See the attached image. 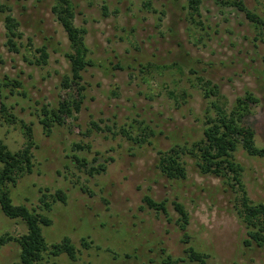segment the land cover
I'll return each instance as SVG.
<instances>
[{"label": "rangeland", "instance_id": "obj_1", "mask_svg": "<svg viewBox=\"0 0 264 264\" xmlns=\"http://www.w3.org/2000/svg\"><path fill=\"white\" fill-rule=\"evenodd\" d=\"M4 1L23 36L19 52L8 49L0 13V104L18 120L8 123L0 117V139L11 151L22 148L19 121H24L36 143L33 170L11 187V196L15 204L51 219L42 226L47 244L66 236L78 250L76 260L45 255L39 264H164L166 255L176 264H264V244H244L247 235L234 193L221 178L201 174L189 156L183 157V179H169L158 168L159 150L203 136L211 101L231 108L247 92L257 102L244 122L253 129L255 144L264 146V34L244 11L228 4L236 0H202L194 21L186 0H73L74 22L86 29L94 62L81 72L80 91L62 87L63 77L70 75L65 55L70 46L51 11L54 0ZM240 1L264 18V0ZM43 44L49 53L45 65L24 60ZM7 79L20 81L21 87L4 85ZM204 81L216 85L218 94L205 98ZM68 93L82 98L79 111L46 134L39 122L42 106H55ZM122 129L134 136L145 131L151 144L127 139ZM74 154L93 165L105 164V171L87 174ZM234 156L243 166L248 196L264 202V156L241 147ZM56 190L63 191L65 202L42 208V194L51 201ZM146 194L166 200L168 214L148 208ZM173 201L184 205L188 245L205 255L204 263L184 253L187 244ZM5 232L19 235L26 227L0 210V234ZM18 254L19 245L8 243L0 248V262L17 261Z\"/></svg>", "mask_w": 264, "mask_h": 264}, {"label": "trees", "instance_id": "obj_2", "mask_svg": "<svg viewBox=\"0 0 264 264\" xmlns=\"http://www.w3.org/2000/svg\"><path fill=\"white\" fill-rule=\"evenodd\" d=\"M188 16L191 20L200 15V4L202 0H186ZM220 4H227V1L219 0ZM228 4L235 5L239 10L245 12L246 17L254 23L259 30V34H264V18L257 16L254 12L247 9L240 0L230 1ZM51 11L57 22L61 25L69 41L70 51L65 55L70 61V75L62 79V87L82 89L79 81L82 78L81 72L87 66H93L94 62L88 56V48L85 43L86 29L75 24L76 7L73 0H54ZM0 13L3 14V23L5 28L6 44L8 49L19 52V47L23 33L19 30V22L11 13V6L7 1L0 0ZM264 42V35L261 38ZM28 51L31 46V39L28 38ZM32 58L23 55L24 60L35 65H45L48 61L49 53L46 44L33 49L29 52ZM264 61V54H263ZM202 81V79H200ZM14 84L15 87H21V82L9 79L4 85ZM203 83V82H202ZM204 97L218 94L216 85H211L209 81H204ZM80 95V92H79ZM73 98L68 93L57 100L55 106H42L39 122L46 134H49L53 126L64 125L68 118H74V113L78 112L81 106V100ZM257 98L252 93L247 92L243 97H238L231 108L217 100L211 101L210 110L206 111L203 136L190 144L184 143L171 145L166 150L158 151V168L162 175L169 179H183L186 177V166L183 160L184 156H189L195 161L201 174H209L219 177L223 180L234 193L235 207L237 215L245 227L247 238L244 244L250 246L255 244L262 246L264 244V202L253 201L249 196L243 181V166L236 160L234 152L241 147L247 154L252 156H264V146L258 147L254 141L253 129L244 122V117L250 113V106L256 103ZM0 117L8 123H16L18 120L11 113L6 104H0ZM24 133L25 143L17 151H11L0 139V210L9 219L21 220L26 232L19 235H12L8 232L0 234V248L8 243L14 242L19 245L18 260L11 263L0 264H39L45 255L56 257L65 254L71 260L77 259L78 250L68 237L62 238L60 242L47 244L42 234V226H49L51 219L24 204H15L11 196V187L17 184L20 177L33 170V148L36 146L32 128L24 121H19ZM146 129V128H145ZM121 132L127 139L133 140L138 144L147 142V133L142 132L141 136L131 135L127 130ZM150 134L153 131L150 130ZM75 147L82 148L79 144ZM89 148V145L87 146ZM74 161L81 170L89 175L104 172L105 164H90L85 157L73 155ZM51 201L47 199L46 194H42L40 202L42 208L51 209V202H65L66 195L61 190H56L50 195ZM145 205L156 212L168 214L166 200L157 201L150 195L143 196ZM173 208L178 217L176 223L183 231L182 242L187 244L184 253L190 261L204 263L205 255L195 250L189 243L186 226L188 224V213L184 205L178 201H173ZM89 242L82 239L84 247L89 246ZM164 251V250H163ZM177 260L166 255L163 259L164 264H176Z\"/></svg>", "mask_w": 264, "mask_h": 264}]
</instances>
